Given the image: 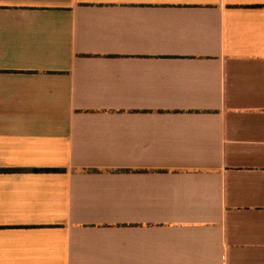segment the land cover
Listing matches in <instances>:
<instances>
[{
    "label": "crops",
    "instance_id": "crops-1",
    "mask_svg": "<svg viewBox=\"0 0 264 264\" xmlns=\"http://www.w3.org/2000/svg\"><path fill=\"white\" fill-rule=\"evenodd\" d=\"M0 264H264V0H0Z\"/></svg>",
    "mask_w": 264,
    "mask_h": 264
}]
</instances>
